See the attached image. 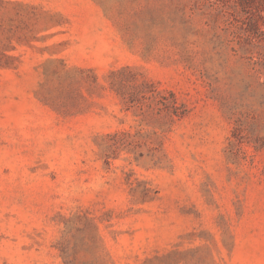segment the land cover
<instances>
[{
    "label": "rangeland",
    "instance_id": "374dc122",
    "mask_svg": "<svg viewBox=\"0 0 264 264\" xmlns=\"http://www.w3.org/2000/svg\"><path fill=\"white\" fill-rule=\"evenodd\" d=\"M0 264H264V0H0Z\"/></svg>",
    "mask_w": 264,
    "mask_h": 264
}]
</instances>
